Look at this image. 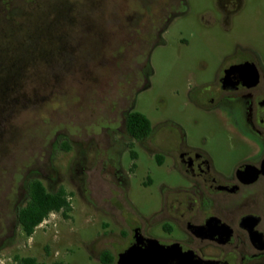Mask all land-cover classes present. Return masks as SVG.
I'll return each mask as SVG.
<instances>
[{
    "label": "rangeland",
    "instance_id": "1",
    "mask_svg": "<svg viewBox=\"0 0 264 264\" xmlns=\"http://www.w3.org/2000/svg\"><path fill=\"white\" fill-rule=\"evenodd\" d=\"M218 2L0 0V60L12 62H0V264H16V256L103 264L98 236L113 227L104 211L148 212L162 205L165 186L183 182L169 158L159 166L138 146L108 148L146 53L148 82L133 109L156 133L159 121H174L223 168L257 153L260 143L245 135L237 114L209 112L188 98L190 86L214 80L225 53L264 52V0H243L229 24ZM32 177L48 189L64 186L72 210L51 213L28 237L16 211Z\"/></svg>",
    "mask_w": 264,
    "mask_h": 264
},
{
    "label": "flooded vegetation",
    "instance_id": "2",
    "mask_svg": "<svg viewBox=\"0 0 264 264\" xmlns=\"http://www.w3.org/2000/svg\"><path fill=\"white\" fill-rule=\"evenodd\" d=\"M242 2L219 0L223 23L229 24ZM149 71L146 53L128 106L110 131L114 142L108 148L138 146L154 153L159 166L169 158L183 182L165 186L162 205L148 212L105 210L113 227L108 224L98 236L105 244L99 260L118 264L120 254L136 245L144 252L143 260L158 264H264V52L236 48L225 53L214 80L189 89L190 103L209 112L224 107L237 114L245 135L260 143L257 153L226 168L207 150L190 144L183 128L170 119L158 122L157 133L152 123L148 135L129 128ZM150 138H155L153 146L147 143ZM108 162L123 182L118 156Z\"/></svg>",
    "mask_w": 264,
    "mask_h": 264
},
{
    "label": "trees",
    "instance_id": "3",
    "mask_svg": "<svg viewBox=\"0 0 264 264\" xmlns=\"http://www.w3.org/2000/svg\"><path fill=\"white\" fill-rule=\"evenodd\" d=\"M27 43V42H26ZM22 43L27 48L30 44ZM21 56H19L20 58ZM8 67H12L8 56H3ZM7 60V61H6ZM128 126L138 135H148L152 131V121L141 112H134L129 116ZM64 149H69L67 141L62 143ZM70 192L64 186L55 190L48 189L39 177H32L26 183V196L24 203L18 206L16 220L22 231L32 236L36 228L53 212H62L65 215L72 210ZM16 264H44L33 256H16Z\"/></svg>",
    "mask_w": 264,
    "mask_h": 264
},
{
    "label": "water",
    "instance_id": "4",
    "mask_svg": "<svg viewBox=\"0 0 264 264\" xmlns=\"http://www.w3.org/2000/svg\"><path fill=\"white\" fill-rule=\"evenodd\" d=\"M144 252L138 246H131L120 254L118 264H158V261H145L142 258Z\"/></svg>",
    "mask_w": 264,
    "mask_h": 264
},
{
    "label": "built area",
    "instance_id": "5",
    "mask_svg": "<svg viewBox=\"0 0 264 264\" xmlns=\"http://www.w3.org/2000/svg\"><path fill=\"white\" fill-rule=\"evenodd\" d=\"M44 221H46V219Z\"/></svg>",
    "mask_w": 264,
    "mask_h": 264
}]
</instances>
